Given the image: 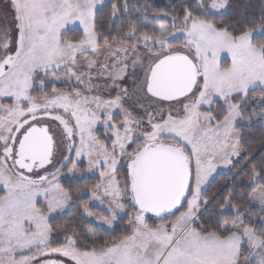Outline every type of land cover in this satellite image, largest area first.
<instances>
[{
	"label": "snow or ice",
	"instance_id": "1",
	"mask_svg": "<svg viewBox=\"0 0 264 264\" xmlns=\"http://www.w3.org/2000/svg\"><path fill=\"white\" fill-rule=\"evenodd\" d=\"M99 2L10 0L11 27H0V100L13 101L0 103V185L5 190L0 195V264H250L241 258L243 249L264 252V219L259 227L246 225L245 210L229 197L218 211H232L231 220L221 214L201 222L197 213L209 202L203 186L218 162L231 164L241 153L235 124L257 88L264 103V42L254 41L257 34L264 36V11L252 19L218 23L215 17L226 11L228 0H197L199 14L185 7L171 17L173 31L161 25L158 34L137 35L133 27L113 37L110 30L108 35L97 31ZM120 9L127 12L128 5L117 0L112 15ZM76 25L80 37L65 39ZM181 35L183 41L174 43ZM130 39L135 43H117ZM102 52L109 53L104 62L98 60ZM222 53L231 57L228 66L221 64ZM129 54L130 88L121 87L129 76ZM144 59L148 65L141 81L135 66ZM97 67V77L119 88L115 97L84 94L99 90L92 86ZM81 68L88 69V87ZM65 71L64 82L74 80L78 87L44 92L46 83L60 81L57 73ZM37 81L44 93L39 97L31 94ZM131 96L156 105L149 103L145 116L137 117L141 105L124 107ZM214 102L221 106L215 114L201 111ZM165 103L166 108L157 106ZM112 109L120 110L119 123ZM99 124L104 140L94 131ZM65 141L75 158L65 156L60 168L49 171ZM84 156L89 170L99 171L91 195L101 206L107 204L109 213L95 219L111 225L124 212L130 234L97 248L81 244L73 232L53 247L58 230L50 223L52 214L72 201L60 183L61 169L71 160L68 173H73ZM121 161L126 163L122 181ZM251 185L250 202L258 199L264 209V167L253 169ZM124 200L132 213L125 211ZM83 212L94 215L88 204ZM149 214L160 222L150 223ZM56 254L60 258H53Z\"/></svg>",
	"mask_w": 264,
	"mask_h": 264
},
{
	"label": "trees",
	"instance_id": "2",
	"mask_svg": "<svg viewBox=\"0 0 264 264\" xmlns=\"http://www.w3.org/2000/svg\"><path fill=\"white\" fill-rule=\"evenodd\" d=\"M133 1L137 2L136 8L139 5H143V9H137V12H132L129 8ZM125 2L128 5L127 12L120 9L116 16L112 15V5L117 3V0H110L97 9V31L108 35L110 30L111 36L120 37L127 35L135 27L137 35L144 33L156 34L153 24L145 25L142 23L141 14L145 12L147 14L150 13L145 7L148 0H119L120 4H124ZM196 4L197 0L174 1L168 13L172 16L181 15L182 10L188 7L193 10L194 15H197L199 13L195 11ZM228 4L229 6L226 11L222 15L215 17L218 23L221 20L227 21L229 19H252L264 11V0H228ZM156 13L166 14L167 11L164 8H158ZM81 34V30L75 28L72 31H67L64 38L78 39ZM132 41L117 40V43L132 44ZM254 41L264 42V36L260 34L256 35ZM179 42L180 40L174 41V43ZM221 64L222 66H227V60H223ZM260 92V89H256L253 93ZM31 94L34 96L35 93L32 92ZM220 108L221 106L216 102L214 108L205 110V112L212 111L215 114ZM262 111H264V103H255L250 99L248 104L245 105L242 113L243 118L235 126L240 133L241 153L239 156L232 157V163L227 171L217 173L205 186L203 195L209 202L200 205L198 216L201 222L214 220L217 215L221 214L227 216L229 220L233 218L234 213L232 211L224 213L218 211L219 205L224 202L225 197L231 199V204L240 206L245 210L243 220L246 225L259 227V221L264 219V209L253 205L249 200L253 187L251 185L253 169L255 168L259 171L264 167V118L261 117ZM96 134L100 136L99 132H96ZM100 139L103 140L101 136ZM93 178L95 181H93ZM96 182H98L96 177H89L78 182L67 180L61 183L72 193V201L66 212L50 220L54 229L58 230L52 237L53 247L57 246V244L64 243V237L71 236L73 232L79 237L81 244L86 243L90 247L95 246L97 248L104 247L105 242L110 243L112 240L119 239L123 235L130 234L131 229H126V224H128L126 217L118 219L111 228L98 227L85 219L82 213V207L84 204L89 203L90 196L89 194H85L76 198L75 195L84 193L89 188H92ZM125 206L129 209L128 211H134L128 204ZM90 209L95 210L93 207ZM152 220L155 221L150 218L149 222ZM256 255L264 256V252L258 250Z\"/></svg>",
	"mask_w": 264,
	"mask_h": 264
},
{
	"label": "rangeland",
	"instance_id": "3",
	"mask_svg": "<svg viewBox=\"0 0 264 264\" xmlns=\"http://www.w3.org/2000/svg\"><path fill=\"white\" fill-rule=\"evenodd\" d=\"M110 0H100V2L97 4V9L99 7H101L102 5L108 3ZM174 1H178V0H148V3L145 5V7L150 11L149 14H147V16L145 17V15L142 13L141 14V18H142V23L147 25V24H153L154 29L156 30V34H158L159 32V27L161 25H163L164 27L168 28L170 31H173V26L171 23V17H173L172 15H169L172 4ZM137 6V2L133 1L130 4V10L132 12H137V9H143V5H139L138 8H136ZM158 8H164L167 13H156V10ZM12 18H13V11L11 8V3L10 0H0V27L3 26H9L11 27L12 24ZM163 21V23H161ZM181 25L179 23L176 24V28H179ZM79 29L82 32V29L76 25L73 26V29ZM259 35V34H257ZM13 38H15V33H13ZM184 39V37L181 35L179 37L178 40H180V42H182ZM133 40L132 43H135L134 39H130ZM179 42V43H180ZM123 44H127V43H123ZM86 56L91 57L92 53L88 52L85 54ZM109 53L108 52H102L99 56H98V60L100 62H104L106 61V59L108 58ZM120 55H123V53H121ZM141 55H143V49L141 48ZM78 59H83V57H79ZM131 60H132V55L129 54V58H128V64H129V68H128V72H129V76L126 78V80L123 82V84L121 85V87L127 86V87H131V82H132V75L131 73L133 72V67L131 64ZM223 60H227V66L231 63V57L229 54L227 53H222L221 54V62ZM147 65H148V61L146 59L143 60V64L141 65L140 62H137L136 66H135V74L140 78V80H143L145 71L147 69ZM98 67L96 69L93 70L92 72V76H93V82H92V86H94L95 88H98L99 90H93L91 92H86L84 93L85 95H89V96H100L102 99H111L113 97H115L118 93H119V88L113 87L112 86V82L111 80H108L106 77H97L96 76V72L98 71ZM80 72L84 74L85 76V83H84V87H88V82H87V73H88V69L87 68H81ZM51 76V74H49ZM58 76L61 77L60 81H49L46 83V86L44 87V92L48 93L49 95L52 92V89L55 87L57 90L59 91H71L75 88L78 87V85L76 84V82L74 80H67V82H64L67 79V72H59L57 73ZM259 89V88H257ZM81 91H83V88H81ZM32 92H34V96H41L44 93H42L40 91V85L37 81L36 85H34V90H32ZM142 95V94H139ZM253 98H255V100L251 99L252 101H254L255 103H260V100L258 99V97L260 96V93H253L251 95ZM13 101L10 98H4L2 100H0V103H5V104H11ZM152 103L153 105H156L155 101H149L147 98H144L142 100H137V97L135 96H131L129 97L126 101H124V107L125 108H131L134 104H139L142 107H140V109L138 111L134 112V115H136L137 117L139 116H145V112L143 111L144 108L148 107V104ZM216 102H214L211 107L208 106H204L201 108L202 112H205V110H209L211 108H214ZM157 106H163V107H167L168 105L165 103L163 105H157ZM178 107V106H177ZM113 113H114V122L119 123L122 119L123 116L120 114V110L119 109H112ZM149 112L152 111L151 108L148 109ZM264 118V116H261ZM240 122V119L236 122L235 126ZM53 128L56 127V124L54 123L52 125ZM95 134L96 132H99L100 136L102 137V139H105V128L102 124H99L95 127L94 129ZM97 135V134H96ZM98 136V135H97ZM99 136V137H100ZM78 143V141H77ZM110 143V141H109ZM139 143V141H138ZM133 147H135V145H133ZM64 149H65V143L60 144L56 154H55V158L53 161V165L48 166V170H52L54 167H56L58 165V163L60 162V159L64 156ZM131 150V149H129ZM73 158H75V152L72 155ZM234 157V156H233ZM232 159V158H231ZM82 161L81 163H78L76 169L74 170L73 173L69 174L68 173V168L71 167V160L68 163V165L65 167V169L61 172L63 178L61 179L60 183L67 181V180H72L74 182H78L84 179H87L89 177H96L97 178V183L100 182V178H99V171L97 170H89L88 167V162H87V157L84 156L82 157ZM125 165L126 163L124 161H121V166L119 167V172H118V176L121 179V181L123 180V176H124V172H125ZM231 164H224L222 162H218L217 164V168L216 170L211 174V176L208 178V180L206 181L205 185L203 186L205 188V186L211 181V179L220 172H225L229 169ZM102 170V169H101ZM93 181H95V179L93 178ZM87 182V181H86ZM95 184V185H96ZM94 185V186H95ZM94 186H92V188H89L87 191H85L82 194H78L75 195L76 198H79L82 195L85 194H89L90 196V200H89V209L90 208H95V210H91L90 211L94 214L92 217H89L86 213L83 212V207H82V213L85 216V219L91 223H93L94 225L98 226V227H102V228H111L114 223L122 218V217H126L129 221V215H125L124 212H119L117 215L116 220L113 221V223L111 225L106 224L102 221L96 220L95 217L96 216H108L109 213L107 211H104V207H107V204H105L104 206L100 205V202L98 200H94L91 193H92V189L94 188ZM5 194V190L3 189V186L0 185V195H4ZM249 200H250V196H249ZM125 205H127V200L122 201ZM253 205H257L259 208H261V205L259 204L258 199L255 201L251 202ZM70 207V204L68 206H65L63 209L58 210L57 212L52 214V218L58 217L60 215H62L64 212H66ZM129 209L125 206V211L128 212L129 214L132 213L133 211H128ZM200 212V209L198 211V213ZM197 213V215H198ZM50 219V220H51ZM172 218H169L167 220H171ZM152 222H156L159 223L160 221H151ZM127 225V224H126ZM258 250H251L249 249L247 246L244 247L243 252H244V256L241 257L242 259L244 257H247L250 261V264H262V261H264V256H257L256 252ZM28 254V253H26ZM53 258H60L59 254H56Z\"/></svg>",
	"mask_w": 264,
	"mask_h": 264
},
{
	"label": "flooded vegetation",
	"instance_id": "4",
	"mask_svg": "<svg viewBox=\"0 0 264 264\" xmlns=\"http://www.w3.org/2000/svg\"><path fill=\"white\" fill-rule=\"evenodd\" d=\"M73 153H74V151H72V152L68 151L67 142L65 141V149H64V156L63 157H65V156H71L72 157ZM63 157L60 159V162L58 163V165L56 167H54L52 170H50V171H53L55 168H60V165H61V162L63 160ZM69 162H70V160L67 161V163L64 165V167L61 169V172L65 169V167L68 165ZM41 174H43V173H41Z\"/></svg>",
	"mask_w": 264,
	"mask_h": 264
},
{
	"label": "water",
	"instance_id": "5",
	"mask_svg": "<svg viewBox=\"0 0 264 264\" xmlns=\"http://www.w3.org/2000/svg\"><path fill=\"white\" fill-rule=\"evenodd\" d=\"M125 167H126V165H125ZM128 205L131 207V205H130L129 203H128ZM131 208H132V207H131ZM132 209H133V208H132ZM149 217L152 218V219H154V220L159 221L158 219H156V218L154 217L153 214H149ZM169 217H172V216H167L166 219L169 218Z\"/></svg>",
	"mask_w": 264,
	"mask_h": 264
},
{
	"label": "crops",
	"instance_id": "6",
	"mask_svg": "<svg viewBox=\"0 0 264 264\" xmlns=\"http://www.w3.org/2000/svg\"><path fill=\"white\" fill-rule=\"evenodd\" d=\"M173 218H174V217H173ZM173 218H172V219H173Z\"/></svg>",
	"mask_w": 264,
	"mask_h": 264
}]
</instances>
